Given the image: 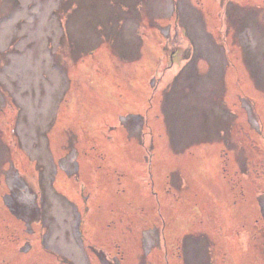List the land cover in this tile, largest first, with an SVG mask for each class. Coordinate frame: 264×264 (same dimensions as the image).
Returning a JSON list of instances; mask_svg holds the SVG:
<instances>
[{"label": "rangeland", "instance_id": "rangeland-1", "mask_svg": "<svg viewBox=\"0 0 264 264\" xmlns=\"http://www.w3.org/2000/svg\"><path fill=\"white\" fill-rule=\"evenodd\" d=\"M175 259L264 264V0H0V264Z\"/></svg>", "mask_w": 264, "mask_h": 264}, {"label": "flooded vegetation", "instance_id": "flooded-vegetation-1", "mask_svg": "<svg viewBox=\"0 0 264 264\" xmlns=\"http://www.w3.org/2000/svg\"><path fill=\"white\" fill-rule=\"evenodd\" d=\"M165 250H168V244H167V247L165 248ZM167 264H171V263L167 262ZM173 264H178L176 259L174 260Z\"/></svg>", "mask_w": 264, "mask_h": 264}]
</instances>
